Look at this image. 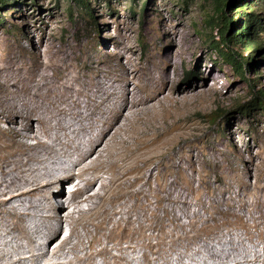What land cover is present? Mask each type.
I'll return each mask as SVG.
<instances>
[{
    "label": "rangeland",
    "instance_id": "obj_1",
    "mask_svg": "<svg viewBox=\"0 0 264 264\" xmlns=\"http://www.w3.org/2000/svg\"><path fill=\"white\" fill-rule=\"evenodd\" d=\"M84 1L92 16L78 0L0 2V95L6 79L47 69L55 91L81 97L80 83L107 79L117 86L112 103L126 93V74L129 100L146 102L138 112L124 110L111 130L112 121L99 130L109 129L114 160L106 156L98 171L107 178L114 171L117 180L96 210L107 212L78 226L85 262L102 264L106 255L96 253L117 242L138 244L130 257L139 262L147 254V264H212L211 253L225 264L236 251L264 257V0H235L227 12L237 21L235 9L246 7L262 18L250 43L229 44L244 62L248 48L260 44L242 75L213 52L220 40L214 0ZM170 89L183 92L171 99ZM14 125L5 138L18 145L23 126ZM77 173L61 182L67 199ZM11 240L0 245L11 250L5 256L21 255ZM120 254L114 249L109 259Z\"/></svg>",
    "mask_w": 264,
    "mask_h": 264
},
{
    "label": "bare ground",
    "instance_id": "obj_2",
    "mask_svg": "<svg viewBox=\"0 0 264 264\" xmlns=\"http://www.w3.org/2000/svg\"><path fill=\"white\" fill-rule=\"evenodd\" d=\"M122 81L126 93L112 103V97H117V86L114 89L107 79L93 77L80 83L82 97L70 90L55 91L56 82L47 69L43 73L30 69L23 76L13 78V82L6 79L0 95V245L3 240L16 239L13 252L19 251L21 255L8 253L10 256H5L3 246L0 264H87L88 251L78 226H86L95 216L107 212V209L96 210L102 206L116 175L113 171L107 178L101 174L102 170L98 171L105 157L113 152L106 141L108 130L118 122L124 110L138 112L144 108L141 104L146 103L129 100L128 75L125 74ZM179 92L183 90L172 92L168 97L175 99ZM98 97H102L101 103H95ZM104 106L108 107L104 109ZM111 121V127L99 135V130ZM17 122H22L19 132L22 140L12 145L5 134L16 128ZM76 172L78 180L72 182L74 193L67 199L59 188L65 176L71 178ZM98 183H101L100 188L96 189ZM59 198L61 202L56 203ZM66 209L70 212L64 216ZM66 222L71 224V232L59 243ZM87 231L91 233L89 227ZM75 236L80 239L74 241ZM146 246L147 250L154 249L152 245ZM114 249H119L121 254L112 262L109 254ZM138 251V244L123 246L117 242L111 248L105 243L96 254L106 255L102 264H147V254L139 256V262L130 257ZM208 257L213 259L212 264H222L224 259L214 253ZM241 258V252L236 251V257H227L225 264H264L260 254ZM92 264L99 263L92 258Z\"/></svg>",
    "mask_w": 264,
    "mask_h": 264
},
{
    "label": "trees",
    "instance_id": "obj_3",
    "mask_svg": "<svg viewBox=\"0 0 264 264\" xmlns=\"http://www.w3.org/2000/svg\"><path fill=\"white\" fill-rule=\"evenodd\" d=\"M5 0H0V2H4ZM82 5L88 8V5L84 0H78ZM215 3V12L216 13V25H218V33H220V40L215 41L213 47V52L217 55L222 56L237 73L241 75L244 73V69L246 65H251L250 57H253V53L258 50L260 44H254L250 46L248 49L250 51V55L246 58L249 59L246 62L245 60H241L238 57L236 52H232L228 50L229 44H239L245 45V43H250V39H252V34L255 33L256 28L260 27L261 16L260 13H247L245 8L235 9L234 12L237 13V21H235L232 17L228 15V10L232 8L236 4L235 0H214ZM91 10V9H90ZM88 8L90 16H92L91 11ZM240 15H249V18H243ZM211 20H209L210 22ZM233 27L234 31L228 33L229 29Z\"/></svg>",
    "mask_w": 264,
    "mask_h": 264
},
{
    "label": "clouds",
    "instance_id": "obj_4",
    "mask_svg": "<svg viewBox=\"0 0 264 264\" xmlns=\"http://www.w3.org/2000/svg\"><path fill=\"white\" fill-rule=\"evenodd\" d=\"M73 191V183L70 185H67V192H72Z\"/></svg>",
    "mask_w": 264,
    "mask_h": 264
}]
</instances>
